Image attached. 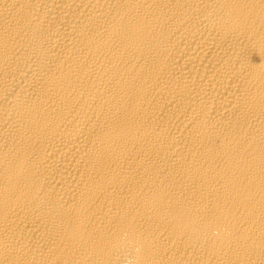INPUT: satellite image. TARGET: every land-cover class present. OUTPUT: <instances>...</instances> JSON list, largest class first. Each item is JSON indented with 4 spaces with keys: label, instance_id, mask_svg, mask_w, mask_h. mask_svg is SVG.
Returning <instances> with one entry per match:
<instances>
[{
    "label": "bare ground",
    "instance_id": "1",
    "mask_svg": "<svg viewBox=\"0 0 264 264\" xmlns=\"http://www.w3.org/2000/svg\"><path fill=\"white\" fill-rule=\"evenodd\" d=\"M0 264H264V0H0Z\"/></svg>",
    "mask_w": 264,
    "mask_h": 264
}]
</instances>
